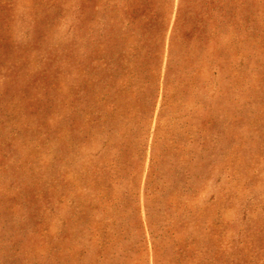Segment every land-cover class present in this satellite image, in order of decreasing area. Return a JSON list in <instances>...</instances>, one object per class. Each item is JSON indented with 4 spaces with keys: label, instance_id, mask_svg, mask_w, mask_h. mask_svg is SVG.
Returning a JSON list of instances; mask_svg holds the SVG:
<instances>
[{
    "label": "rangeland",
    "instance_id": "obj_1",
    "mask_svg": "<svg viewBox=\"0 0 264 264\" xmlns=\"http://www.w3.org/2000/svg\"><path fill=\"white\" fill-rule=\"evenodd\" d=\"M0 264H264V0H0Z\"/></svg>",
    "mask_w": 264,
    "mask_h": 264
}]
</instances>
